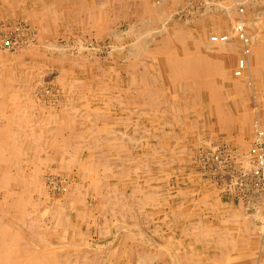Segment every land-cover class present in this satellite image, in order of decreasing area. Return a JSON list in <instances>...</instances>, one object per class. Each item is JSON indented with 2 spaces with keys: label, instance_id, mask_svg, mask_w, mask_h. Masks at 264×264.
<instances>
[{
  "label": "crops",
  "instance_id": "1",
  "mask_svg": "<svg viewBox=\"0 0 264 264\" xmlns=\"http://www.w3.org/2000/svg\"><path fill=\"white\" fill-rule=\"evenodd\" d=\"M15 1L22 8L29 2L0 0V9L13 6ZM77 1L81 2L79 10L74 7ZM250 1L257 6L252 14L246 5ZM69 2L65 8L50 7L48 14L52 19L57 12L66 14V20L75 25L73 30L80 29L94 39L108 40L116 53L91 59L83 57V65L74 67L72 64V69L60 74L63 95L55 106L36 102L40 100L38 88L37 98L34 96L30 108L33 111L30 130L34 131L30 139L25 137L26 132L18 123L16 127L19 128H11L15 134L13 141L24 139L21 157L27 165L17 168L21 177L15 175L18 180L11 188L13 195L10 185H6L4 198L6 206H25L24 212L16 218L20 223L23 221V228L11 234L19 241L25 240L22 244L18 241L15 264H24L25 257L21 253H28L32 264H71L73 254H80L84 264H94L96 257L92 260L91 255L97 256L100 264H264L261 257L264 245L258 237L255 242L258 246L254 248L250 245V236L242 234L241 248L234 251L231 231L217 234L184 229L179 232L167 227L154 235L150 229L141 231L133 223L128 225L120 215L103 212L105 202L109 204L112 198H117L126 182L129 184L123 190L136 191L138 187L144 190L142 202L145 206L168 205L163 196L169 188L166 179L172 168L178 173L176 192L181 193L180 197L192 195L191 206L198 207L201 203L196 200L201 191L199 181L189 173L178 180V175L184 173L183 156L194 142L188 141L187 128H193L191 136L195 139L205 137L201 127H215L212 115L217 106L223 103L221 107L231 110L234 99L237 108L241 92L234 88L232 79L240 52L236 57L217 55L214 44L218 43L210 42L209 36L229 33L235 6L245 3L243 20L252 46L243 75L235 78L248 80L252 93L261 92L264 90L261 82L264 79V21H261L264 12L261 5L256 0ZM83 24L87 25L85 29ZM253 26L258 31L256 37L251 34ZM232 45H236L235 40ZM222 61L227 64L223 65L226 79L218 92L216 70ZM184 63H194L195 68H199V74L195 75L199 78L192 80L193 86L191 80L188 84L183 80L190 76L182 69ZM206 63L209 75L215 77L216 82L207 87L201 84L200 78ZM32 73L38 77L41 69ZM18 89V93L24 91ZM206 93L210 97L207 95L205 101ZM15 108L24 110V101L16 103ZM3 120L1 115L0 126ZM8 125L11 127L13 123L4 122L0 132H7ZM170 125H180L184 129L177 137L170 132ZM6 140L1 138L0 141L8 143ZM31 141H35V148L26 150V142ZM16 148L20 149V144ZM50 166L64 170L71 181L63 199L47 202L42 198L39 180ZM187 169L194 173L189 167ZM2 172L6 178L13 179L9 171ZM205 184L208 188L202 189L213 196L210 189L216 190V186ZM108 190L111 196L105 201ZM18 191L24 194L22 199ZM156 193H161V201ZM195 194L198 195L194 197ZM211 196L206 197L208 203L222 205L220 198L215 200ZM162 217L163 222L176 219ZM177 220L181 221L179 217Z\"/></svg>",
  "mask_w": 264,
  "mask_h": 264
},
{
  "label": "rangeland",
  "instance_id": "2",
  "mask_svg": "<svg viewBox=\"0 0 264 264\" xmlns=\"http://www.w3.org/2000/svg\"><path fill=\"white\" fill-rule=\"evenodd\" d=\"M28 1L24 8L18 6L17 1H15L13 6L9 5V7L5 6L0 9V117L2 115L3 123L6 121L10 124L13 123L11 127L9 125L5 127V131L8 130L7 132H0V140L1 138L7 139L5 142H8L0 141V264H15L17 260L16 246L19 240L15 236L12 237L11 234L19 228H23L21 225L23 221L20 223L18 222L19 219L16 218L19 217L18 214H22L25 210V206L20 204L15 207L6 206L4 200L7 194L6 185H10L9 190L11 192V188L16 186L18 180L15 179V175L21 177L17 174V168L27 166L21 157L24 154V139L21 142L13 141L12 138L15 134H12L11 128H15L19 124L20 128L26 132L25 137L30 139L34 132L33 129L30 130V127L33 128L31 124L33 111L30 108L34 96L35 99L40 96V100L38 99L36 102L42 105L43 103L57 105L63 95L61 90L63 83L60 74L64 73L65 70L72 69V64L74 67L83 65L81 59L83 57L91 59L116 53V49L108 40L94 39L90 36V33L86 35L81 33L82 30L80 29L73 30L72 27L75 25L66 20V14L62 15L57 12L53 19L52 15L48 14L47 11L50 10V7L65 8L71 0ZM77 2L74 7L79 10L81 2ZM241 4L235 6L233 25L240 18L244 22L243 6H245V3ZM246 5L249 6L251 14L257 8L252 1L246 3ZM38 7L41 8L38 9ZM240 7L243 8L241 13H239ZM261 10L264 12L263 8ZM262 15L261 21H264V14ZM85 25L83 24L84 29ZM49 27H51L50 30ZM255 28V26L250 27L253 37H256V32H258ZM231 30L232 28L227 33L229 35L227 42L212 43L215 45L217 53H222L225 56L232 54L233 57H236L237 52H240L241 56L242 43L231 33ZM248 37L250 39L249 56L252 42L251 37L249 35ZM233 40H235V46L232 45ZM209 41L211 42L210 38ZM240 48L241 50H239ZM72 60H79V62L74 63ZM224 64L226 63L223 61L219 63L215 80V77L212 78L209 75V65L206 63L204 74L200 77L201 84L207 87L217 81L215 85L218 92H220L226 79ZM100 65L103 64L100 63ZM184 65L182 69L190 76L183 78V80L186 84L191 80L190 84L193 86L192 80L199 78V76H195L199 74V68H195L194 63H184ZM37 69H41V75L38 77L32 73L34 71L36 73ZM235 77H232L233 86L241 91L240 96L237 97V108H235L236 100L234 99L233 104H230L231 110L221 107L224 106L223 103L217 106V110L213 112L215 114L212 115V117H215V127H201V133H204L205 137L195 139V136H191L193 128H187L186 137H188V141L194 140V142L187 148L183 156L184 173L178 175V180L185 173H189L196 178V181H199L197 182L201 186V191L196 200H200L201 203L198 204V207L191 206L192 195L180 197L181 193L176 192L178 173L176 174V169L172 168L166 179L169 181V188L172 187L166 189L163 196L164 202H168V205L145 206V203L142 202L144 201V190H141L140 187L136 191L123 190L129 184V182H126L122 185L120 195H116L117 198L114 200L112 198L109 204L105 202L106 207L103 212L120 215L128 225L133 223L141 231L150 229L154 235L159 234L161 230L167 227L179 232L184 229H195L214 231L217 234L218 232L223 234L227 230L233 232L234 251L241 248L242 234L251 237H249L250 245L254 248L258 246V243H255L257 237L260 239V243L264 245V186L261 174L255 172L257 168L255 158L247 154L253 141L252 123L254 119H257L264 131V90L254 94L249 91L248 80ZM261 82L264 86V79ZM18 88L24 91L18 93L17 91L20 90ZM38 88L40 92L37 91ZM32 89H34L33 92ZM35 92H38L37 96ZM207 95L208 98L210 97L206 93L204 100H207ZM19 101H24V110H16V103ZM171 112L169 111V113ZM3 123L0 127H4ZM169 129H171L170 132L174 136H177V134L182 133L184 128L180 125H170ZM19 144L22 149L16 148ZM34 146L35 141L26 142L25 149H33ZM30 155L32 156V153ZM29 160H32V158L30 157ZM187 167L194 173L187 172L190 171ZM3 170L9 171L10 175H14L13 179L6 178L4 176L5 172H2ZM45 170L39 180L42 188V198L44 197L43 199L47 202L63 199L68 191L71 176L64 170L57 169L54 166H50ZM125 180L128 181V179ZM142 180L144 181V179ZM205 183L216 186V190L210 189L213 196L206 192L207 189H202L207 187ZM107 193L105 192L107 197L105 201H108L111 196H109V190ZM156 194L158 200L161 201V193ZM23 195L19 192L20 199L23 198ZM197 195L195 194L194 197ZM207 196H211L215 200L220 198L222 205L217 202L214 204L212 202L208 203ZM113 202L117 205L113 206ZM183 214L189 215L190 218L186 219L187 216L183 217ZM162 215H166L169 219L171 217H176V219L163 222ZM177 217L181 221L177 220ZM155 240L160 241L158 238H155ZM22 241L25 242V240ZM22 241H19V243L22 244ZM218 243L224 245L223 242ZM138 245H141V243ZM27 254L21 253L25 257L23 262L24 264H32V259L31 257L27 258ZM80 257V254H73L70 260L71 264H84ZM93 257H96L95 260ZM217 257L219 258V255ZM261 257L264 258V253L261 254ZM89 258L94 260V264H100L97 256L91 255Z\"/></svg>",
  "mask_w": 264,
  "mask_h": 264
},
{
  "label": "built area",
  "instance_id": "3",
  "mask_svg": "<svg viewBox=\"0 0 264 264\" xmlns=\"http://www.w3.org/2000/svg\"><path fill=\"white\" fill-rule=\"evenodd\" d=\"M258 3L264 9V0H257ZM243 12V8H239V13ZM231 33L241 41L242 43V55L237 59L235 68L233 70V75L236 77H240L243 75L246 67H247V56L250 52V39L246 34L244 22L240 19H237L234 23ZM229 35L227 33L224 34H214L209 38L214 43H225L228 41ZM253 129V141L252 145L248 149V156H253L257 162V168L255 170L256 173H260L262 177V182L264 186V131L261 129L259 122L257 119H254L252 123ZM264 191V188H263Z\"/></svg>",
  "mask_w": 264,
  "mask_h": 264
},
{
  "label": "bare ground",
  "instance_id": "4",
  "mask_svg": "<svg viewBox=\"0 0 264 264\" xmlns=\"http://www.w3.org/2000/svg\"><path fill=\"white\" fill-rule=\"evenodd\" d=\"M226 12V11H225ZM248 23V22H247ZM250 23V22H249ZM209 35V34H208ZM212 35V34H211ZM147 37V36H146ZM212 42V41H211ZM179 44V43H178ZM213 46V45H212ZM210 49V48H209ZM214 53V52H213ZM217 55H218V53H216ZM212 55V54H211ZM195 58V57H194ZM198 61V60H197ZM195 62V61H194ZM234 249V248H233ZM13 253V252H12ZM142 260V259H141ZM171 261H172V259H171ZM170 261V262H171ZM230 261V260H229ZM136 262V261H135ZM176 264V263H175Z\"/></svg>",
  "mask_w": 264,
  "mask_h": 264
}]
</instances>
